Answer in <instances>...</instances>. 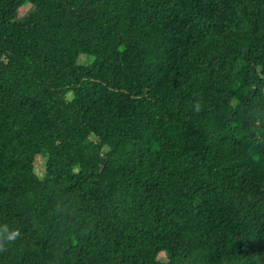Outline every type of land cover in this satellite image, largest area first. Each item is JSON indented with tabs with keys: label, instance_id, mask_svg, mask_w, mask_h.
<instances>
[{
	"label": "trees",
	"instance_id": "trees-1",
	"mask_svg": "<svg viewBox=\"0 0 264 264\" xmlns=\"http://www.w3.org/2000/svg\"><path fill=\"white\" fill-rule=\"evenodd\" d=\"M0 248L264 264V0H0Z\"/></svg>",
	"mask_w": 264,
	"mask_h": 264
},
{
	"label": "rangeland",
	"instance_id": "rangeland-1",
	"mask_svg": "<svg viewBox=\"0 0 264 264\" xmlns=\"http://www.w3.org/2000/svg\"><path fill=\"white\" fill-rule=\"evenodd\" d=\"M28 10H29L28 8L23 9L22 14L26 13ZM91 61H92V59L88 58L86 56H82L80 58V63H82V64H88ZM45 162H46V159L44 157H41V156H39L35 162V166H36V169H37L39 176H42L44 171H45Z\"/></svg>",
	"mask_w": 264,
	"mask_h": 264
},
{
	"label": "clouds",
	"instance_id": "clouds-1",
	"mask_svg": "<svg viewBox=\"0 0 264 264\" xmlns=\"http://www.w3.org/2000/svg\"><path fill=\"white\" fill-rule=\"evenodd\" d=\"M15 236H16V234H15V233H13L11 236H9V240L11 241V240L15 239ZM0 250H3V249H2V248H0Z\"/></svg>",
	"mask_w": 264,
	"mask_h": 264
}]
</instances>
